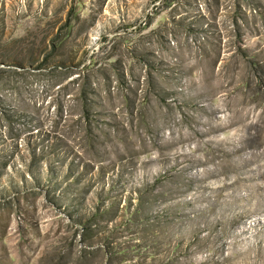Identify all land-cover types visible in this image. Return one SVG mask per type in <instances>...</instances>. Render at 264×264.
Returning <instances> with one entry per match:
<instances>
[{
    "label": "rangeland",
    "instance_id": "rangeland-1",
    "mask_svg": "<svg viewBox=\"0 0 264 264\" xmlns=\"http://www.w3.org/2000/svg\"><path fill=\"white\" fill-rule=\"evenodd\" d=\"M0 264H264V0H0Z\"/></svg>",
    "mask_w": 264,
    "mask_h": 264
}]
</instances>
